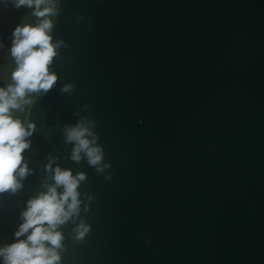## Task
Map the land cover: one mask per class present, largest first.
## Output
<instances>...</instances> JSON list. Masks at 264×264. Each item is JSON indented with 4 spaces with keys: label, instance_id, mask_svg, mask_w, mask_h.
Listing matches in <instances>:
<instances>
[{
    "label": "water",
    "instance_id": "obj_1",
    "mask_svg": "<svg viewBox=\"0 0 264 264\" xmlns=\"http://www.w3.org/2000/svg\"><path fill=\"white\" fill-rule=\"evenodd\" d=\"M15 2L0 0L4 89L14 30L43 19ZM53 2L57 80L11 110L34 127L27 174L0 192V249L31 234L16 235L29 201L63 194L59 167L85 178L57 264H264V0ZM78 123L97 165L72 159Z\"/></svg>",
    "mask_w": 264,
    "mask_h": 264
},
{
    "label": "clouds",
    "instance_id": "obj_2",
    "mask_svg": "<svg viewBox=\"0 0 264 264\" xmlns=\"http://www.w3.org/2000/svg\"><path fill=\"white\" fill-rule=\"evenodd\" d=\"M42 5L46 6L41 9ZM15 6L34 8L33 15L43 19L34 27L17 26L13 32L15 39L11 53L17 62V69L12 75L14 84L7 89L0 88V192L15 191L20 187L14 175L17 169L21 178L28 172L27 165L21 167V154L29 147L25 138L32 135L28 129L34 126L29 124L26 129L20 120L12 118L11 110H23V105L31 103L25 99L26 94L41 90L47 92L57 80L55 74H50L49 65L56 55L58 44L52 43L49 33L53 24L46 18L56 15L53 0H16ZM70 88V85L65 86L64 91H69ZM65 131L67 142L75 144L73 160L79 161L81 152L86 154L91 165H97L102 160L100 147L92 146L95 138H87L93 135L88 127L78 123L66 127ZM84 178L83 174L73 177L70 171L61 170L59 167L55 169L54 179L57 186L64 187L63 194L58 197L56 187H50L47 194L29 201L28 210L23 214L25 222L16 235L22 236L29 229L32 230L31 234L26 240L0 249L4 264H57L60 257L56 249L61 245L62 236L55 229L78 210L76 189L79 181ZM86 231L85 228L84 232ZM84 232L80 235L83 236ZM45 242L53 247H46Z\"/></svg>",
    "mask_w": 264,
    "mask_h": 264
}]
</instances>
